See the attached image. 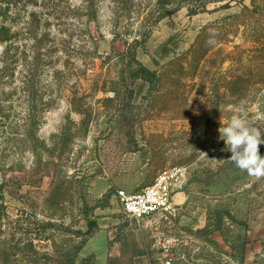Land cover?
Instances as JSON below:
<instances>
[{
	"label": "rangeland",
	"instance_id": "obj_1",
	"mask_svg": "<svg viewBox=\"0 0 264 264\" xmlns=\"http://www.w3.org/2000/svg\"><path fill=\"white\" fill-rule=\"evenodd\" d=\"M227 1L0 0V191L17 242L38 219L54 264H264V178L228 161L218 132L242 102L264 132V0ZM166 169L187 196L176 214L126 217L117 191Z\"/></svg>",
	"mask_w": 264,
	"mask_h": 264
},
{
	"label": "trees",
	"instance_id": "obj_2",
	"mask_svg": "<svg viewBox=\"0 0 264 264\" xmlns=\"http://www.w3.org/2000/svg\"><path fill=\"white\" fill-rule=\"evenodd\" d=\"M217 1V0H216ZM219 1V0H218ZM232 0H228L227 3L224 5L225 7L230 6ZM165 7L166 4H168L169 0H162ZM126 4V3H124ZM183 8V5L181 3H178L175 5L172 9L168 10V12H177ZM207 5L204 2L199 3L195 7H192L189 9V14H197L201 12L202 10L206 9ZM168 14V13H167ZM166 16V15H164ZM3 29V28H2ZM134 62L137 64L136 69H131L132 76L134 78L142 79L146 82H148L151 85H154L157 81V74L155 71L150 70L145 65H143L141 62H139L136 59L135 55V49H129L128 52ZM2 187H0L1 189ZM23 214H26L25 211L21 212V218L23 217ZM36 216V215H35ZM8 218V214L5 209L4 201H3V193L0 191V263L1 264H54V263H60L59 260L54 259L52 256H50L48 253H42L37 250L35 246L36 241H44L46 240L45 235V227L47 224L41 223L40 220L35 219L36 224L38 223L39 226L43 230H38L37 233H32L31 228L28 227L29 225H26L23 229V233H21V237H18L20 241L17 242V227H12L11 223H9V228L6 230L4 219ZM30 221V220H29ZM17 223V220L14 222ZM30 223V222H29ZM33 223V222H32ZM37 224V225H38ZM94 226H96V223H89V227L92 229ZM210 233H213L215 231H220V225L211 227L209 229ZM2 237H4L2 239ZM11 237V239L9 238ZM247 245V241H245L244 245H242V253L244 254L245 248ZM90 258L83 259V261L80 264H88ZM61 264H78L74 259L69 258L66 262H62Z\"/></svg>",
	"mask_w": 264,
	"mask_h": 264
},
{
	"label": "clouds",
	"instance_id": "obj_3",
	"mask_svg": "<svg viewBox=\"0 0 264 264\" xmlns=\"http://www.w3.org/2000/svg\"><path fill=\"white\" fill-rule=\"evenodd\" d=\"M215 35V31L210 30L207 41L210 46L216 43ZM255 120L264 121V113H257ZM220 125L219 139L224 142L221 151L231 153L228 161L251 178H264V156L259 151V146L264 144V132L248 118L245 104L234 105L227 121L221 116ZM201 154L206 156L205 153Z\"/></svg>",
	"mask_w": 264,
	"mask_h": 264
},
{
	"label": "built area",
	"instance_id": "obj_4",
	"mask_svg": "<svg viewBox=\"0 0 264 264\" xmlns=\"http://www.w3.org/2000/svg\"><path fill=\"white\" fill-rule=\"evenodd\" d=\"M180 177L179 169H166L161 171L150 185L136 192L119 189L117 197L122 213L135 221L155 215H175L177 205L173 202V196ZM166 263L171 262L167 260Z\"/></svg>",
	"mask_w": 264,
	"mask_h": 264
},
{
	"label": "crops",
	"instance_id": "obj_5",
	"mask_svg": "<svg viewBox=\"0 0 264 264\" xmlns=\"http://www.w3.org/2000/svg\"><path fill=\"white\" fill-rule=\"evenodd\" d=\"M187 200V196L181 192V191H177L175 192L174 196H173V202L179 206V204L184 203Z\"/></svg>",
	"mask_w": 264,
	"mask_h": 264
}]
</instances>
